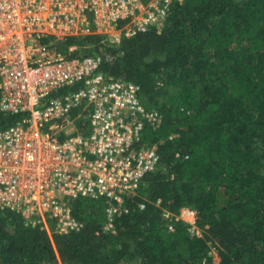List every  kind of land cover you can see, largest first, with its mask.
Wrapping results in <instances>:
<instances>
[{"label": "trees", "instance_id": "trees-1", "mask_svg": "<svg viewBox=\"0 0 264 264\" xmlns=\"http://www.w3.org/2000/svg\"><path fill=\"white\" fill-rule=\"evenodd\" d=\"M74 44L102 55L103 72L136 83L142 105L162 113L142 134L160 165L113 231L101 200H75L84 227L52 238L0 210V264H264V0H175L161 29L117 45L95 33L57 45ZM19 117L0 113V129ZM188 206L202 237L162 215Z\"/></svg>", "mask_w": 264, "mask_h": 264}, {"label": "built area", "instance_id": "built-area-1", "mask_svg": "<svg viewBox=\"0 0 264 264\" xmlns=\"http://www.w3.org/2000/svg\"><path fill=\"white\" fill-rule=\"evenodd\" d=\"M174 1L0 0V113L20 115L0 129V210L51 238L84 227L73 212L79 198L103 201L107 231L129 212L127 200L160 165L142 134L163 115L142 105L136 83L103 72L102 55L56 46L91 33L117 45L161 29ZM162 215L202 237L195 208Z\"/></svg>", "mask_w": 264, "mask_h": 264}, {"label": "rangeland", "instance_id": "rangeland-1", "mask_svg": "<svg viewBox=\"0 0 264 264\" xmlns=\"http://www.w3.org/2000/svg\"><path fill=\"white\" fill-rule=\"evenodd\" d=\"M57 44H58V42H57ZM56 47H57V49L59 48L58 45ZM70 47H74L73 50H70ZM70 47L67 48L66 51H62V52L67 53V54L72 53V54L79 55V56H83V55H86L88 53H91V52H89L90 49H89L88 46H79L77 44H74V45H72ZM59 50L61 51L60 48H59ZM210 255H211L212 259H214V261H216V262L219 261V256H218V253L215 250V248L213 250L211 249ZM60 263H61L60 260H57L56 263L45 262V264H60ZM126 263L128 264L129 261H127Z\"/></svg>", "mask_w": 264, "mask_h": 264}, {"label": "crops", "instance_id": "crops-1", "mask_svg": "<svg viewBox=\"0 0 264 264\" xmlns=\"http://www.w3.org/2000/svg\"><path fill=\"white\" fill-rule=\"evenodd\" d=\"M61 264V263H60Z\"/></svg>", "mask_w": 264, "mask_h": 264}]
</instances>
